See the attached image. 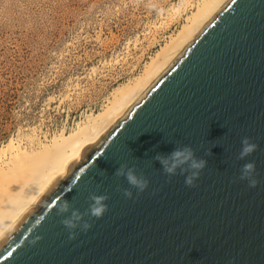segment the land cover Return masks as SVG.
<instances>
[{"label":"water","instance_id":"95a60500","mask_svg":"<svg viewBox=\"0 0 264 264\" xmlns=\"http://www.w3.org/2000/svg\"><path fill=\"white\" fill-rule=\"evenodd\" d=\"M0 264H264V0H227L1 239Z\"/></svg>","mask_w":264,"mask_h":264},{"label":"rangeland","instance_id":"374dc122","mask_svg":"<svg viewBox=\"0 0 264 264\" xmlns=\"http://www.w3.org/2000/svg\"><path fill=\"white\" fill-rule=\"evenodd\" d=\"M200 2L0 0V146L38 148L76 130L144 73Z\"/></svg>","mask_w":264,"mask_h":264},{"label":"bare ground","instance_id":"6f19581e","mask_svg":"<svg viewBox=\"0 0 264 264\" xmlns=\"http://www.w3.org/2000/svg\"><path fill=\"white\" fill-rule=\"evenodd\" d=\"M226 1L201 0L183 29L162 46L144 73L117 87L106 106L89 114L76 130H63L38 148L32 143V147L23 146L18 139L0 146V241L27 211L37 207L54 178L67 174L68 163L80 159L83 149L95 144L120 119Z\"/></svg>","mask_w":264,"mask_h":264}]
</instances>
